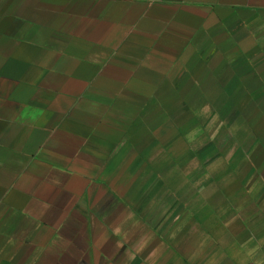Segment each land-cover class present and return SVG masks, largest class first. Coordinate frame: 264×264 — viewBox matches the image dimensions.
Segmentation results:
<instances>
[{"label": "crops", "instance_id": "1", "mask_svg": "<svg viewBox=\"0 0 264 264\" xmlns=\"http://www.w3.org/2000/svg\"><path fill=\"white\" fill-rule=\"evenodd\" d=\"M177 86L264 115V0H0V264H264V174L136 126Z\"/></svg>", "mask_w": 264, "mask_h": 264}, {"label": "rangeland", "instance_id": "2", "mask_svg": "<svg viewBox=\"0 0 264 264\" xmlns=\"http://www.w3.org/2000/svg\"><path fill=\"white\" fill-rule=\"evenodd\" d=\"M159 89L156 88L158 91ZM162 89L167 90V98L176 91L178 100L161 103L137 102L136 111L141 112V115L137 118L136 126L151 129L148 142L162 146L172 144L171 148L175 147L173 151H166L168 159L175 156L183 159L185 163L197 159L205 160L204 166L201 165L198 169L199 174L206 173L210 161L217 162L216 173L224 174L225 169H232L233 174L240 173L244 169L241 164L246 160L249 162L246 168L251 169L249 173L264 174V115H259L258 120L259 116L256 117V111L252 109L253 104L245 101L213 104L204 97L192 103L187 101L191 98L187 87ZM183 94L187 96L182 102ZM255 122L259 123L257 132L248 133ZM131 139L137 141V138ZM94 144L97 143L92 145ZM156 154L157 152L152 158ZM223 160H231L233 167L220 166L223 165ZM184 169L192 170L193 166H185Z\"/></svg>", "mask_w": 264, "mask_h": 264}]
</instances>
